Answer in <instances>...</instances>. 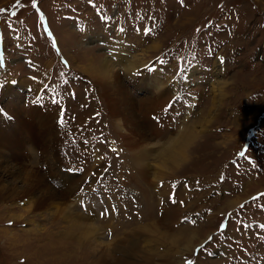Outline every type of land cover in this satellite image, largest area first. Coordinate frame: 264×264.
<instances>
[{"label":"rangeland","instance_id":"obj_1","mask_svg":"<svg viewBox=\"0 0 264 264\" xmlns=\"http://www.w3.org/2000/svg\"><path fill=\"white\" fill-rule=\"evenodd\" d=\"M0 10V264H264V0Z\"/></svg>","mask_w":264,"mask_h":264},{"label":"snow or ice","instance_id":"obj_2","mask_svg":"<svg viewBox=\"0 0 264 264\" xmlns=\"http://www.w3.org/2000/svg\"><path fill=\"white\" fill-rule=\"evenodd\" d=\"M0 11H3V10H0ZM13 15H15V14L13 13ZM53 43L55 44V42H53ZM222 62H223V61H222ZM113 151H116V150H115V149H113ZM240 155H241V156H243V155H244V153H243V152H241V153H240Z\"/></svg>","mask_w":264,"mask_h":264},{"label":"bare ground","instance_id":"obj_3","mask_svg":"<svg viewBox=\"0 0 264 264\" xmlns=\"http://www.w3.org/2000/svg\"><path fill=\"white\" fill-rule=\"evenodd\" d=\"M188 140V139H187Z\"/></svg>","mask_w":264,"mask_h":264}]
</instances>
